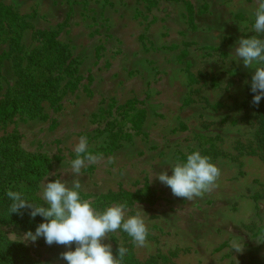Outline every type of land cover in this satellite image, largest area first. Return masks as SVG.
Listing matches in <instances>:
<instances>
[{
  "label": "rangeland",
  "instance_id": "rangeland-1",
  "mask_svg": "<svg viewBox=\"0 0 264 264\" xmlns=\"http://www.w3.org/2000/svg\"><path fill=\"white\" fill-rule=\"evenodd\" d=\"M1 2L29 25L23 64L42 46L37 31H57L80 78L74 90L61 82L55 105L45 101L42 110L23 109L0 124V143L16 139L25 151L59 159L39 184V198L48 180H78L97 211L123 204L126 216L141 214L144 246L122 230L104 241L114 252L128 249L123 264H264V157L256 111L244 104L254 69L234 57L241 36L264 38L251 30L257 0ZM7 51L9 43L1 44L0 56ZM0 67L1 100L16 87L19 67L11 59ZM132 101L133 110L121 109ZM141 118L136 130L132 120ZM81 135L97 158L75 174L70 162ZM193 150L209 156L220 175L209 191L186 200L158 174L171 175L167 164ZM147 190L156 194L154 204L131 203ZM109 193L119 201H101ZM0 232L40 264H66L64 245L26 240L15 225ZM233 241H243V250L235 252Z\"/></svg>",
  "mask_w": 264,
  "mask_h": 264
},
{
  "label": "clouds",
  "instance_id": "clouds-1",
  "mask_svg": "<svg viewBox=\"0 0 264 264\" xmlns=\"http://www.w3.org/2000/svg\"><path fill=\"white\" fill-rule=\"evenodd\" d=\"M257 5L251 30L264 36V0H257ZM234 57L236 62L242 61L246 68L254 69L249 81L253 93L251 102L259 106L264 98V38L241 36ZM88 148V138L81 135L75 146L76 156L70 162L73 173L80 174L86 160L93 162L97 158ZM167 165L171 167V175L162 171L158 174L159 181L169 187L174 196L186 200L209 191L220 175L219 167L199 150ZM6 196L11 201V214L22 216L26 211L31 219L38 215L43 218L34 231L25 233V239L36 242L43 238L48 245L66 246L68 250L61 253L66 264H123L128 249L117 246L114 252L112 244L104 242L110 233L118 230L127 233L138 246H144L147 240L148 229L141 214L126 216L123 204L97 211L89 200L82 198L78 180H73L71 186L61 179L44 182L43 205L29 201L20 191L8 190ZM242 244L243 241H233V250L242 251Z\"/></svg>",
  "mask_w": 264,
  "mask_h": 264
},
{
  "label": "trees",
  "instance_id": "trees-1",
  "mask_svg": "<svg viewBox=\"0 0 264 264\" xmlns=\"http://www.w3.org/2000/svg\"><path fill=\"white\" fill-rule=\"evenodd\" d=\"M254 1V0H249ZM189 22L194 18L191 6H187ZM29 28L28 23L12 7L5 5L0 0V45L9 43V51L0 56V64L5 60H13L19 67V79L16 87L9 89L0 100V124L13 118L19 111L27 109L32 113L43 109L45 101L55 105L59 98L56 93L61 82L67 81V86L74 90L78 84L76 69L68 62V47L57 40V31H37L36 36L42 41L38 51H33L27 57V63L23 64V36ZM2 71L0 67V78ZM244 104H249L257 116L258 128L255 137L261 146L264 157V98L259 106L252 104L253 93L250 92ZM135 101L128 102L121 109L133 110ZM142 118L139 121L132 120L136 130L141 128ZM116 137L115 135L113 138ZM113 139L112 146L115 144ZM93 153V151H89ZM58 158H51L42 152H28L22 149L18 140H3L0 143V226L5 224L22 227L26 231L35 229L42 221L41 216L31 219L27 212L24 215L10 213L11 201L6 196L8 190L20 191L24 197L37 205H43L44 201L36 195L39 184L50 174ZM120 194L109 193L100 197L101 201L117 202ZM131 203L147 202L154 204L156 194L147 190L142 194L131 195ZM0 264H40L34 261L25 247L8 240L0 232Z\"/></svg>",
  "mask_w": 264,
  "mask_h": 264
}]
</instances>
